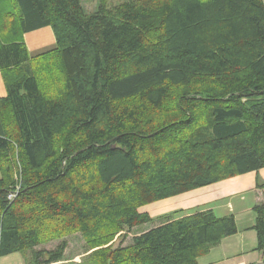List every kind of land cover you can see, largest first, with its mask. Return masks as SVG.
<instances>
[{
    "label": "trees",
    "instance_id": "16d2710c",
    "mask_svg": "<svg viewBox=\"0 0 264 264\" xmlns=\"http://www.w3.org/2000/svg\"><path fill=\"white\" fill-rule=\"evenodd\" d=\"M104 1L0 0V257L57 263L72 234L102 247L152 221L141 206L264 168V0ZM45 27L53 46L31 53L23 35ZM45 57L53 90L29 67ZM253 211L264 258V202ZM236 233L206 209L91 257L198 264Z\"/></svg>",
    "mask_w": 264,
    "mask_h": 264
},
{
    "label": "crops",
    "instance_id": "0c3cea01",
    "mask_svg": "<svg viewBox=\"0 0 264 264\" xmlns=\"http://www.w3.org/2000/svg\"><path fill=\"white\" fill-rule=\"evenodd\" d=\"M37 36L38 35L31 36L33 44H39L38 40L40 41V37L36 40L35 37ZM22 40L31 53L42 49L41 46L36 47L35 45L32 46L29 44L26 34L23 35ZM0 41L10 42L11 39L6 33H3L0 35ZM5 96L6 89L0 69V99ZM262 180H264V168L257 172L236 176L165 200L166 205L176 204V206L169 207L167 210L168 212L177 210V212L181 213L183 216L187 215L186 213L191 214L189 212L194 213L206 209H211L215 215L217 211L228 210L231 213L228 215L234 216L237 233L224 238L217 246L211 248L207 254L200 256L197 259L198 264H257L261 256V262L263 264L264 258L257 250V236L253 229L255 225L253 207L256 204L264 202V195L262 196L263 199L260 197L261 191L264 190V184H262L263 188L262 186H257V183H259L258 181L262 182ZM253 193L254 199L252 202L250 196ZM244 197L247 201L245 207L242 204ZM234 205L240 208L234 210ZM0 264L28 263L24 253L15 252L0 257Z\"/></svg>",
    "mask_w": 264,
    "mask_h": 264
},
{
    "label": "rangeland",
    "instance_id": "374dc122",
    "mask_svg": "<svg viewBox=\"0 0 264 264\" xmlns=\"http://www.w3.org/2000/svg\"><path fill=\"white\" fill-rule=\"evenodd\" d=\"M126 0H105L104 1V8L107 11H114L116 8L120 7L123 3H125ZM83 11L85 14H91L94 13L98 10V8L101 5V0H83V2L81 3ZM5 6V4H4ZM9 7L10 4L6 3V11H9ZM5 11V12H6ZM53 32L51 31V29L49 27H45L42 28L40 30L31 32L27 35V40L29 42V44H31L32 46L35 45L36 47L41 46L42 49L36 50L34 51V53H42L48 49H50L53 44H54V37H53ZM3 34V33H2ZM32 35H38L36 38V40L39 38L40 41L38 40L39 44L36 43H32ZM156 35V33H153L152 36ZM24 40V38H23ZM25 41V40H24ZM46 46V47H43ZM34 48V47H32ZM51 62L45 57L44 59H39L36 61H33L32 63L29 64L30 69L36 72V74L39 76L40 78V84H41V88L42 89H46V90H53V78L54 77V72L51 73V75H48L46 73V69L45 67L47 66V64ZM50 95V94H48ZM245 179V177H244ZM259 184L262 186V184H264V180H262V182L258 181ZM263 188V186H262ZM264 195V190L261 191V198L263 199ZM250 196V195H249ZM248 197V196H247ZM251 201L253 202L254 199V193L251 194ZM165 200H161V201H157V202H153L151 204H147L144 206H141L139 208L140 212H146L149 217L152 218V221L150 223L144 224V225H140V226H136L135 228H133L130 231H124V232H119L116 235H114L113 239L110 240L106 245L100 247L96 246L93 247L92 241L89 238H85L82 233L78 232L75 234H72L68 237L65 238L66 242H67V247L66 250L64 252L63 258L61 261L54 263V264H97L94 260H92V254L94 253V251H96L97 249H101V248H108V247H120L121 249L130 246L131 245V241L132 238L135 235H139L142 232H145L147 230H149L150 228H153L157 225H160L161 223L165 222L166 220L173 218H179L181 216H183L181 213H178L177 210H173V211H167L168 208L172 207V206H176V204H165ZM246 200L244 197V200H242V204L245 207L246 204ZM165 205V206H164ZM163 206V207H161ZM159 207V208H158ZM239 206L234 205V210L239 209ZM242 208V207H241ZM163 209V210H162ZM166 209V210H165ZM192 213V212H189ZM188 214V213H186ZM228 214H231L230 211L226 210V211H217L216 212V216L217 217H222V216H227ZM60 241H52L46 244H42L40 246H38L35 250L36 251H42V250H53L55 249V247L59 244ZM25 254V257L27 259V263L28 264H34L33 260H32V255L29 251H27Z\"/></svg>",
    "mask_w": 264,
    "mask_h": 264
},
{
    "label": "water",
    "instance_id": "95a60500",
    "mask_svg": "<svg viewBox=\"0 0 264 264\" xmlns=\"http://www.w3.org/2000/svg\"><path fill=\"white\" fill-rule=\"evenodd\" d=\"M261 258H262V256L260 257V261H259L257 264H262V262H261Z\"/></svg>",
    "mask_w": 264,
    "mask_h": 264
},
{
    "label": "built area",
    "instance_id": "2783aa9c",
    "mask_svg": "<svg viewBox=\"0 0 264 264\" xmlns=\"http://www.w3.org/2000/svg\"><path fill=\"white\" fill-rule=\"evenodd\" d=\"M10 198H12V196H9Z\"/></svg>",
    "mask_w": 264,
    "mask_h": 264
}]
</instances>
